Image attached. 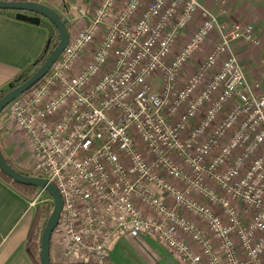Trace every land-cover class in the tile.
Masks as SVG:
<instances>
[{
    "label": "built area",
    "instance_id": "2783aa9c",
    "mask_svg": "<svg viewBox=\"0 0 264 264\" xmlns=\"http://www.w3.org/2000/svg\"><path fill=\"white\" fill-rule=\"evenodd\" d=\"M117 2L0 113L62 198L55 263L105 264L118 238L148 235L180 264H264V91L232 46L258 44L253 24L198 0Z\"/></svg>",
    "mask_w": 264,
    "mask_h": 264
},
{
    "label": "crops",
    "instance_id": "0c3cea01",
    "mask_svg": "<svg viewBox=\"0 0 264 264\" xmlns=\"http://www.w3.org/2000/svg\"><path fill=\"white\" fill-rule=\"evenodd\" d=\"M55 9L66 19L70 34L83 28L87 16L99 0H38ZM218 13V19L228 24L248 21L253 24L259 42L249 45L241 40L232 42L247 81L256 84V91H264V0H225L224 11L215 0H198ZM126 0H118L115 9L122 8ZM215 6V7H214ZM26 13V12H24ZM16 11L0 9V89L19 74L42 51L48 33L46 23L40 17L38 23L20 19ZM184 32L183 36L188 37ZM215 39L213 33L209 44ZM0 149L4 156L24 171L28 168V146L22 132L0 121ZM27 196L0 177V264H34L24 250V242L35 208L26 209ZM45 222V221H44ZM154 244L140 238L131 242L129 236H121L109 253L111 264H180L166 249L148 235ZM136 239V238H134ZM141 242V243H140ZM157 242V243H155ZM142 246H139L141 245ZM50 259L55 257L50 250ZM57 264V263H55Z\"/></svg>",
    "mask_w": 264,
    "mask_h": 264
},
{
    "label": "water",
    "instance_id": "95a60500",
    "mask_svg": "<svg viewBox=\"0 0 264 264\" xmlns=\"http://www.w3.org/2000/svg\"><path fill=\"white\" fill-rule=\"evenodd\" d=\"M0 9L15 10V16L30 22L38 23L40 17L46 18L52 23L58 32V40L54 47L50 50L44 60L26 77L23 81L11 85L5 92L0 95V111L5 108L8 103L16 98L21 93L28 90L38 80H40L45 73L50 69L52 63L57 58L61 50L66 45L69 38V31L66 24V19L52 7L39 2L38 0H0ZM26 12V13H24ZM0 170L9 176L13 181L30 184L45 189V191L52 198V206L49 215L45 219L43 228L39 239V262L40 264H53L50 259V238L53 229L57 225L59 214L62 207V198L60 193L51 181L37 175H28L13 168L3 156L0 149ZM78 264H99V263H78Z\"/></svg>",
    "mask_w": 264,
    "mask_h": 264
},
{
    "label": "trees",
    "instance_id": "16d2710c",
    "mask_svg": "<svg viewBox=\"0 0 264 264\" xmlns=\"http://www.w3.org/2000/svg\"><path fill=\"white\" fill-rule=\"evenodd\" d=\"M46 25L48 27V33H47L46 43H45L42 51L39 53V55L37 57H35V59L31 63H29L19 74H17L9 82V84L7 86L0 89V95L3 92H5L11 85H15V84L23 81L26 77H28L29 74H31L32 71L44 60V58L48 55L50 50L56 44V42L58 40L57 29L50 22L46 23ZM1 112H2V110L0 111V113ZM4 157L7 160V162L13 168L18 170L16 165L9 158H7L6 156H4ZM18 171L30 175L26 171H21V170H18ZM0 177L2 179H4L5 181H7L8 183H10L11 185H13L16 189H18L21 193H23L27 197H32L33 194L35 193V191L39 188V187L34 186V185L22 184V183L15 182L9 176L4 174L1 170H0ZM51 205H52V203L49 201H45L41 204L36 205L34 212H33V215H32V218H31L29 229L27 231V235H26L25 242H24V250L34 264H40V262H39L40 233H41V230L43 228L44 221L47 218V216L49 215ZM53 264H55V263H53ZM105 264H109V263L105 262Z\"/></svg>",
    "mask_w": 264,
    "mask_h": 264
},
{
    "label": "rangeland",
    "instance_id": "374dc122",
    "mask_svg": "<svg viewBox=\"0 0 264 264\" xmlns=\"http://www.w3.org/2000/svg\"><path fill=\"white\" fill-rule=\"evenodd\" d=\"M209 45H210V44H209L208 42L205 43V44L203 45L201 51H199V53H200V57H201V55L204 53V51L208 48ZM16 167L18 168V170L24 171V170L21 169L20 167H18V166H16ZM26 169H27V170H25V171L28 172L30 175L42 176L41 173L38 172V171H34V170H32V169L29 170L28 168H26ZM45 196H47V197H51L47 192H45ZM140 238H146V237H141V236H139V237H136V239H134V237H132V238H129V240H130L131 242H134L135 240H140ZM146 239H148V240L152 243V245H155L152 239H150V238H146ZM155 241H157V240H155ZM140 243H141V242H140ZM155 243H157V242H155ZM158 243H159V242H158ZM139 246H142V244L139 245ZM155 246H157V245H155ZM111 250H112V249H111ZM109 264H111V263L109 262Z\"/></svg>",
    "mask_w": 264,
    "mask_h": 264
}]
</instances>
